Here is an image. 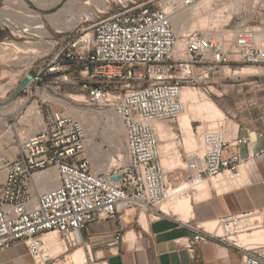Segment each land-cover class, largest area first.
<instances>
[{
    "label": "built area",
    "instance_id": "1",
    "mask_svg": "<svg viewBox=\"0 0 264 264\" xmlns=\"http://www.w3.org/2000/svg\"><path fill=\"white\" fill-rule=\"evenodd\" d=\"M203 1L108 0L77 34L58 31L63 38L41 57L23 92L49 78L78 87L87 104L111 110L121 120L126 156H119L114 167L95 169L83 122L46 111L38 102L30 119L25 114L9 125L15 129L16 151L0 158V250L24 242L33 264H58L59 255L45 240L50 234L73 248L85 245L83 233L90 224L115 219L120 210L140 209L152 220L170 216L160 208L170 192L155 125L174 122L185 112L182 92L184 84L196 80L195 69L205 80L222 66H264V19L252 21L258 10L264 18V0H254L249 17L243 15L244 0H213L207 9L198 6ZM188 11L194 17L211 15L214 23L205 31L177 35L173 21ZM17 99L26 103L22 96ZM195 133L204 153L187 157L191 184L224 173L238 180L248 162L242 145L248 160L256 157L251 133L233 142L222 127H198ZM45 177L57 187L43 190ZM215 223L214 229L189 224L194 236L184 245L194 252L198 243L218 242L246 252L241 264H264V244L244 246L236 239L264 228V211L228 215ZM122 239L113 236L108 247L117 248Z\"/></svg>",
    "mask_w": 264,
    "mask_h": 264
},
{
    "label": "rangeland",
    "instance_id": "2",
    "mask_svg": "<svg viewBox=\"0 0 264 264\" xmlns=\"http://www.w3.org/2000/svg\"><path fill=\"white\" fill-rule=\"evenodd\" d=\"M75 1L76 0H35V3L40 7L42 18H9L11 22H5V18H0V102L9 100L18 89L21 81L28 74H34L38 71L36 66L40 64L42 60L41 57L53 50V42L63 38V35H60L58 31L64 32L65 35L77 34L82 28L88 27L91 24L90 20L100 11V8L96 5L92 6L93 13L92 17H90V14L87 12L86 8H84L86 1H80L79 5H75ZM253 3V0H244L243 6L246 7V11L243 12L244 16L249 17V13L253 9ZM112 4L114 3L112 2ZM102 10L105 9L103 8ZM191 12L192 11H188L187 17H181L182 19H180L178 23L177 19L173 22L177 35H182L184 33L189 34L194 30L205 31V28H207V26L209 27L212 21L211 18H209V21L211 20L209 25L202 28L195 23L201 18H192ZM257 12L258 13L252 21L258 24L263 21L264 18L261 11L259 12L258 10ZM73 17L79 19V24L76 25L77 27H70L71 25H67L68 27L60 26V28H57L60 22H65ZM202 18H206V16ZM26 27L30 28L28 33L23 31ZM36 36L40 37V39ZM32 65L33 67H31ZM249 67L258 69V73L255 75H234L235 71H240L243 68ZM194 72L196 80L192 83L184 84V86L187 87L185 89L186 92H189L188 95L183 94V100L188 107L187 112H189V107L193 102L197 103V105L210 102L215 104L224 115L223 121L219 123L210 117L203 120L202 118L204 116L201 114L200 116L198 112H189L192 121L191 129L187 130V132L193 135V139L195 137L194 140L198 145V141L201 142L200 136L195 133L198 127H200V130H207V128L219 129L222 127L223 129L225 128L230 135L236 134L238 130L241 136H248L249 133L253 134V137L254 133L262 134L263 138L261 139L264 140V66L258 67L242 64L239 66H222L211 71L210 77L205 80H200V71L198 69H195ZM191 92H195L196 94L201 93L202 96L197 95V97L195 96L196 99L192 101L194 97ZM203 94L206 96L205 101L202 100L204 97ZM19 96H22L26 103L21 105L18 99H16L10 106L0 108V114L8 115L7 118H5L7 119L6 123H8V127L11 124H15L22 115H33L37 108V103L43 104L44 102L43 106L46 111L54 110L64 112L83 122L88 132V155L95 169L114 167L115 161L120 155L126 156V133L122 122L119 126H116L115 119L117 116L111 110L101 109L98 106L87 104L78 87L62 82L57 84L49 78L43 83L33 86L27 93L21 92ZM184 115L188 114L186 113ZM183 116H180L181 118L179 117V119H182ZM179 119L174 122L164 123V125L172 130L173 138L165 142L161 141L160 143L161 148L163 144L166 143H170L171 145L170 153H167V155L162 154V164L164 159L169 158V160H171L173 156H176L182 165L184 164L183 167L179 168L176 176L181 183L175 179L176 182L174 181V184H179L177 188L173 187L174 190L171 189V198L164 202L165 204L169 203L173 198L177 200L187 196L192 198L193 204V201H198L208 196V194H205L206 196L202 197L200 195L202 193L193 189L198 182L195 184L190 183L192 174L187 170V157L190 154H188L185 147L186 130L183 129V126L181 129ZM2 124L3 120L0 119V126ZM6 130L9 129L6 128ZM5 131H3L1 135H3ZM14 133L15 129H11L4 136L7 143L8 139L14 141ZM230 135L228 139L231 138ZM172 144L175 145L172 146ZM9 147H14L12 150L14 152L16 151L13 143L9 144ZM7 149L8 147L6 150ZM247 149V146L242 145V154L244 156L246 155ZM258 149L259 148L256 147L255 151L259 152ZM200 151L201 150H198V153ZM10 156L13 157L12 153ZM251 168V165L242 167L241 177L238 180H231L228 174L225 173L227 184L222 188L221 192L240 186L235 182L240 181L243 185L249 183L251 180ZM169 171L170 170L167 172L166 170L167 176ZM203 181L208 183L207 186L209 185L207 191L209 187L210 189L213 187L214 180ZM178 188L182 191L181 193L177 191ZM196 197H199V199H196ZM54 236L55 241L58 240L59 243H63L62 238H60L58 234H54ZM80 247L87 250L88 264H104V257L98 254V249L94 247L93 243L87 242L86 238L84 246L70 248L63 243L56 248L52 247V249L55 254L59 255L58 264H74L71 260V254Z\"/></svg>",
    "mask_w": 264,
    "mask_h": 264
},
{
    "label": "crops",
    "instance_id": "3",
    "mask_svg": "<svg viewBox=\"0 0 264 264\" xmlns=\"http://www.w3.org/2000/svg\"><path fill=\"white\" fill-rule=\"evenodd\" d=\"M80 1L83 0H76L74 4L79 5ZM85 1L87 3L96 0ZM0 18L11 22L9 18H42V13L35 0H0ZM7 116L0 114V119L3 120L0 126V158L10 157L14 148L9 147L13 141L8 139L7 143L4 138L11 130L6 123ZM24 117L19 122L21 127L26 124ZM179 125L181 127L180 122ZM33 129L35 130V127ZM30 130L32 131L31 128ZM3 131L5 132L1 135ZM230 136L231 142L236 138L247 137L241 136L239 130ZM252 138V151L256 155L254 159L248 160V149L244 156L242 146L239 148L242 158L248 161L246 165L252 167L249 183L243 185L240 181L235 182L240 186L221 192L227 180L225 173L218 176L214 179L213 187H209L208 196L193 201L192 216L189 220L173 215L152 220L148 213L140 209L120 210L115 219L90 224L83 233L84 240L86 238L87 242L93 243L106 264H241L246 252L236 247L218 242L198 243L192 252L184 242L194 236L189 224L214 229L215 222L228 215L245 214L254 210L264 211V140L261 139L262 134L254 133ZM256 147L259 152L255 151ZM117 234L123 236L122 242L117 248H109L108 243ZM45 240L54 248L63 244L55 241L54 234L46 236ZM0 264H33V259L25 243L20 242L10 249L0 250Z\"/></svg>",
    "mask_w": 264,
    "mask_h": 264
},
{
    "label": "bare ground",
    "instance_id": "4",
    "mask_svg": "<svg viewBox=\"0 0 264 264\" xmlns=\"http://www.w3.org/2000/svg\"><path fill=\"white\" fill-rule=\"evenodd\" d=\"M212 1L213 0H204L198 6L207 9L210 6V4L212 3ZM253 2L255 3L254 0H253ZM107 3H108V0H96L94 2H92V1L90 2L89 1V2H87L84 5L85 6L84 8H86L87 12L90 14V17H92V13H93L92 6L96 5L97 7L100 8V11H103L102 9L103 8L105 9V7L107 6ZM233 9L234 10H240L241 8L240 7L238 8V7H235L234 6ZM186 15H187V13H183L182 15L177 16L174 19L173 22H175V20L177 19V23H178L180 21V19H182L181 17H187ZM204 16H206V18H202ZM81 17H79V18H81ZM191 17L192 18H201L198 21H196L195 23L198 26L202 27V28H204L207 25H209V22L211 20L212 21L210 22V25H211V23H214V18H215V17H212L211 15H203V16H196V17H194L193 16V12H191ZM209 18H211L210 21H209ZM195 23H194V26H195ZM77 24H79V19L73 17L72 19L67 20L65 22H60L59 25L57 26V28H60V26L61 27L62 26L68 27L70 25H71L70 27H73V26H76ZM210 25H209V27H210ZM207 28H208V26H207ZM179 47H181V45H179ZM257 73H258V69L253 68V67H249V68H243L240 71H238V70L235 71L234 75L235 74L236 75H238V74L255 75ZM186 88L187 87H185L183 89V92H182V101H183V103L185 105V108H187V110L181 116H183L186 113L188 115H184L182 119H179L180 120V124H181V128L183 126L184 127L183 129L186 130L185 131V134H186L185 147H186L187 152L190 154V156L199 155V156L202 157L203 156V153H204V151H203L204 149H203L202 143L197 140L198 143H199V145H198L195 142V140H194L195 137L193 139V135L190 132H187V130L191 129V121H192V119H191L190 113L191 112H198L199 115L201 114L202 116H204L202 118L203 120H205L206 118H209L210 117L214 121L219 122V123H221V121H223L222 119L224 118V115L219 110V108L215 106V104L210 103V102L203 103L202 105H197V103L193 102L190 105V107H189V112L190 113L187 112L188 111V107H187L186 103L183 100V94L188 95V93H189V92H186V90H185ZM195 92H191L192 96L194 97V98H192V101H193V99L194 100L196 99L197 95L198 96H200V95L202 96L201 93L200 94H196ZM202 100L203 101L206 100V96L205 95H204V97H203ZM119 124H121V120H119V118H116L115 119V125L116 126H119ZM155 126H156V128L158 130V133H159V136H160L161 141L164 142V140L167 141V140H170V139L173 138L172 137V135H173L172 130L169 127H167L166 125H164V123H157ZM208 129L209 128H207V130ZM209 130H215V129H209ZM193 133H194V130H193ZM194 135H195V133H194ZM174 145L172 144V146H174ZM170 146H171L170 143L169 144H167V143L166 144H163V146H162L161 149H162V153L164 155H167V153H170L169 152V151H171L170 150L171 149ZM199 149L201 151L198 153V150ZM121 156L122 155H120V158H122ZM169 156H171V155H169ZM115 162L118 163L119 162V159H117ZM163 164H164L167 172H168V170H170L169 171V174H168L169 180H168V176L167 175L166 176H167V182L169 181L168 182V185H169V192H170V198H171V189L174 190L173 187L174 188L175 187L177 188V185L179 183H181L179 181V178H176V176L178 174L179 168L180 167H183L184 164L182 165V163L178 161V158H176V156L175 157L173 156V159H171V160H169V158L168 159H164ZM175 179H177V181H179V183L174 184ZM41 184H42L41 187L43 188V190H49V189H52V188H56L57 187V183H55V181L51 177H45L42 180ZM174 185H176V186H174ZM193 189L194 190H198V192L202 193L200 195L202 197H204V196L207 195V193H205V192H208L207 191V189H208L207 182L206 181H203V180L202 181H198V183L193 187ZM177 191H180L179 188H178ZM195 193H197V192H195ZM170 198H169V200H170ZM196 199H199V197H196ZM171 201L169 203H167V204L163 203L161 205V207H160L161 210L165 214H170V215H173V216H179L183 220H189L191 218V216H192V198L190 196L189 197L187 196V197L179 198L177 200H174V198H173ZM238 243L241 244V245H244V246L256 245V244H263L264 243V228H262L260 230H256L252 234L246 233V234L240 235V237L238 238ZM85 250L86 249L83 248V247H80L77 250H75L71 254L72 263H74V264H88V255H87V253H86Z\"/></svg>",
    "mask_w": 264,
    "mask_h": 264
},
{
    "label": "water",
    "instance_id": "5",
    "mask_svg": "<svg viewBox=\"0 0 264 264\" xmlns=\"http://www.w3.org/2000/svg\"><path fill=\"white\" fill-rule=\"evenodd\" d=\"M35 76L33 74L27 75L20 83L18 89L14 92V94L9 98V100L0 102V108L8 107L11 105L17 97L20 95L21 92H23L31 83L32 79ZM121 177H113V180L120 179Z\"/></svg>",
    "mask_w": 264,
    "mask_h": 264
}]
</instances>
